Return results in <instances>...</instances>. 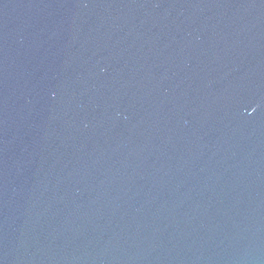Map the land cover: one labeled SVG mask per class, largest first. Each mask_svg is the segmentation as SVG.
Masks as SVG:
<instances>
[{
	"label": "water",
	"instance_id": "1",
	"mask_svg": "<svg viewBox=\"0 0 264 264\" xmlns=\"http://www.w3.org/2000/svg\"><path fill=\"white\" fill-rule=\"evenodd\" d=\"M0 264H264V0H0Z\"/></svg>",
	"mask_w": 264,
	"mask_h": 264
}]
</instances>
